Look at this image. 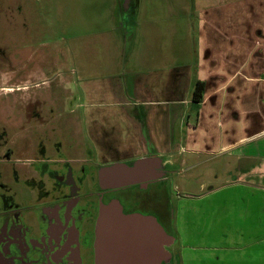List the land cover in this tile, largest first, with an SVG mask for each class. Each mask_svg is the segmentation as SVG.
<instances>
[{"label": "flooded vegetation", "instance_id": "af4514ba", "mask_svg": "<svg viewBox=\"0 0 264 264\" xmlns=\"http://www.w3.org/2000/svg\"><path fill=\"white\" fill-rule=\"evenodd\" d=\"M116 3L114 17L119 22L116 28L125 29L128 34H123L115 54L119 61L125 62L126 52L134 47L141 4L140 0H130L125 9ZM24 18L22 9L14 7L12 1L0 0V41L9 35L5 32L12 31V22L17 24L21 20L26 30ZM7 44V41L0 44V67L14 72L17 65L12 63ZM10 79L14 80V76ZM12 82L7 84L8 88L0 87V97H5L0 99V108L9 118L15 112L23 124L16 134L10 132V125L0 124V264H96L100 210L114 202L122 206L125 214L155 217L165 232L175 238L164 247L171 259L162 264H182L177 236L168 230L174 223L168 202L174 196L194 199L203 196L184 193L183 185L193 182L185 173L189 163H183L178 154L169 163L148 140L141 150L140 135L144 139L149 135L146 117L141 119L137 112L132 116L141 122V127L128 119L129 124L124 127L98 126L97 141L86 128L84 118L81 135L86 144L84 156L79 157L72 142L76 139L75 127L61 129L58 123L63 117L68 122L74 121V106L81 108L84 116V103L75 105V99L71 100L69 114H62L60 98L48 91L52 81ZM103 120L109 123L111 119ZM154 156L164 160V178L152 180L145 173L142 181L125 187L107 188L101 184L100 172L106 167L116 163L131 166L138 159ZM181 164L186 165L183 172L178 169ZM175 165L176 169L169 168ZM162 198L165 204L159 209L157 203Z\"/></svg>", "mask_w": 264, "mask_h": 264}, {"label": "crops", "instance_id": "0c3cea01", "mask_svg": "<svg viewBox=\"0 0 264 264\" xmlns=\"http://www.w3.org/2000/svg\"><path fill=\"white\" fill-rule=\"evenodd\" d=\"M140 4L131 56L121 64L115 54L121 40L113 42L101 75L83 86L86 128L97 141L98 126L141 127L137 112L149 135H140L141 150L148 140L169 163L175 154L183 163L234 156L247 165L243 178L264 191V0L181 1L179 22L173 11L168 15V53L159 48L158 16L145 18V0ZM198 82L204 92L196 103Z\"/></svg>", "mask_w": 264, "mask_h": 264}, {"label": "rangeland", "instance_id": "374dc122", "mask_svg": "<svg viewBox=\"0 0 264 264\" xmlns=\"http://www.w3.org/2000/svg\"><path fill=\"white\" fill-rule=\"evenodd\" d=\"M7 1L22 9L26 30L20 20L17 24L12 22L10 33H4L9 34L5 41L10 47L12 63L17 67L14 72L0 67V87L8 88L7 84L12 81L14 84L23 80L52 81L48 91L60 98L62 114H69L71 100L75 99V105L85 102L83 86L88 79L101 75L102 62L110 60L113 42L123 41V34H128L125 29L116 28L119 22L113 13L114 0ZM181 1L185 0H145V18L158 16L160 20H155V24L161 28L162 53H168V15L173 11L176 23L179 22L183 16ZM118 3L124 8L123 0ZM189 18L193 31L192 15ZM177 27L180 30L179 24ZM143 50L141 38L138 52ZM132 52H126L127 59ZM13 76L14 80L10 79ZM73 111V122L63 117L58 125L61 129L75 127L76 139L72 142L77 156L83 157L86 144L81 135L83 110L74 106ZM4 122L14 134L23 124L15 112L9 118L0 108V124ZM237 160L234 156L219 154L189 158L185 173L193 182L183 185L184 193L203 196L199 199L174 196L168 202V212L171 210L174 218L168 230L177 236L182 264H264V191L255 187L256 181L243 178L240 173L247 165ZM185 167L181 164L178 169L183 172ZM164 202V198L158 200L159 209H163Z\"/></svg>", "mask_w": 264, "mask_h": 264}, {"label": "water", "instance_id": "95a60500", "mask_svg": "<svg viewBox=\"0 0 264 264\" xmlns=\"http://www.w3.org/2000/svg\"><path fill=\"white\" fill-rule=\"evenodd\" d=\"M130 0H124L127 9ZM162 157L141 158L131 166L116 163L100 172L103 187H125L142 181L145 173L150 179L165 177ZM175 238L168 235L155 217L125 214L118 202L102 206L96 228V264H162L170 260L165 250Z\"/></svg>", "mask_w": 264, "mask_h": 264}, {"label": "trees", "instance_id": "16d2710c", "mask_svg": "<svg viewBox=\"0 0 264 264\" xmlns=\"http://www.w3.org/2000/svg\"><path fill=\"white\" fill-rule=\"evenodd\" d=\"M203 92H204V84L198 82L195 86L193 93V99L196 103H199L202 100Z\"/></svg>", "mask_w": 264, "mask_h": 264}]
</instances>
